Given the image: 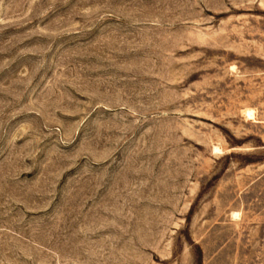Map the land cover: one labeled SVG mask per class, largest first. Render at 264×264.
I'll return each mask as SVG.
<instances>
[{
    "label": "rangeland",
    "instance_id": "1",
    "mask_svg": "<svg viewBox=\"0 0 264 264\" xmlns=\"http://www.w3.org/2000/svg\"><path fill=\"white\" fill-rule=\"evenodd\" d=\"M0 264H264V0H0Z\"/></svg>",
    "mask_w": 264,
    "mask_h": 264
}]
</instances>
